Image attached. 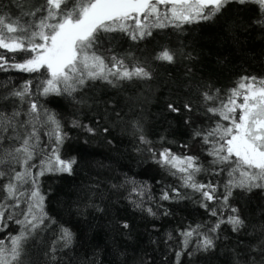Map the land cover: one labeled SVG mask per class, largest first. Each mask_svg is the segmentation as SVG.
Segmentation results:
<instances>
[{"label":"snow or ice","instance_id":"obj_1","mask_svg":"<svg viewBox=\"0 0 264 264\" xmlns=\"http://www.w3.org/2000/svg\"><path fill=\"white\" fill-rule=\"evenodd\" d=\"M13 3L18 15L0 5V72L28 74V78L19 85L11 77L0 82V101L5 102L0 104V231L9 222L19 226L16 234L0 239V264H24L29 239L56 223L45 210L41 178L73 174L77 158L62 156L71 139L66 128L91 137L109 132L100 119L85 123L80 118L82 108L90 107L87 93L97 83L121 88L126 83L152 81L157 66H174L181 58H192L182 46L161 44L139 56L131 47L139 49L157 30L182 33L186 26L212 22L233 3L255 6L252 24L264 30V0H43L34 7L30 0ZM122 41L130 45L124 55L117 50ZM185 76L189 79L177 85L175 99L167 103V110L183 117L190 129L194 143L180 145L185 154L170 148L157 151L141 121H131L140 145L145 146L139 150L150 153L155 163L180 181V187L162 191L160 200L178 202L197 196L199 206L216 218L178 233L181 241L175 264H181L185 254L191 259L214 251L223 225L233 233L246 230L240 209L231 203L234 192H264V78L242 76L222 94L211 84H193L190 67ZM50 97L62 98L67 111L50 108ZM193 113L198 114L196 118ZM116 115L120 117L119 112ZM201 175L210 179L201 181ZM126 182L133 184L131 194L139 197L133 201L136 207L157 216L151 206H143L146 188ZM120 226L130 227L127 221ZM74 239L71 227L60 226L49 252L54 256L57 246L69 248ZM168 239H173L171 233ZM251 250L264 264V240ZM251 264H257L255 258Z\"/></svg>","mask_w":264,"mask_h":264},{"label":"trees","instance_id":"obj_2","mask_svg":"<svg viewBox=\"0 0 264 264\" xmlns=\"http://www.w3.org/2000/svg\"><path fill=\"white\" fill-rule=\"evenodd\" d=\"M42 2L30 0V6ZM0 5L5 12L19 14L13 0H0ZM256 15L255 6L233 3L214 21L186 26L182 33L171 28L157 30L154 38L144 41L139 49L133 46L130 50L139 56L161 44L182 46L192 58H181L174 66H157L152 81L126 83L121 88L97 83L87 93L90 107L82 108L80 118L85 123L100 119L109 132L91 137L66 128L71 139L62 156H75L78 164L71 176L48 174L41 178L45 210L56 223L29 239L24 264H175L181 241L178 233L189 225L211 223L216 218L199 206L197 196L178 202L160 200L162 191L168 186L180 187V181L155 163L150 153L139 150L145 146L140 145L131 121H141L157 151L170 148L174 153L185 154L180 145L194 143L190 129L183 117L167 110V103L175 99L177 85L189 79L185 76L189 67L193 84H211L222 94L242 76L264 78V30L252 24ZM129 48L127 41L117 45L120 55ZM8 77L19 85L28 74L0 72V82H7ZM65 105L62 98H49L48 106L59 112L67 111ZM197 115L193 113V118ZM203 119L200 117L198 122ZM199 147L197 144V150ZM202 160L207 166V158L202 156ZM198 179L206 182L210 177L201 175ZM126 181L146 188L143 206H151L157 216L136 207L133 201L138 202L139 197L131 194L133 184ZM231 203L240 209L246 230L233 233L230 226L223 225L214 251L198 253L191 259L185 254L181 264H251L252 258L259 264L260 256L251 249L264 240V192L236 191ZM165 210L170 214L163 215ZM124 221L129 224L128 229L120 226ZM62 225L72 228L75 239L69 248L57 246L53 256L49 248ZM18 231L19 226L9 222L8 228L0 231V239L7 240L9 234Z\"/></svg>","mask_w":264,"mask_h":264}]
</instances>
